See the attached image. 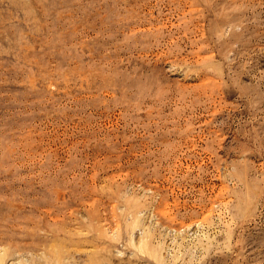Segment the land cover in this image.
<instances>
[{"label":"rangeland","instance_id":"obj_1","mask_svg":"<svg viewBox=\"0 0 264 264\" xmlns=\"http://www.w3.org/2000/svg\"><path fill=\"white\" fill-rule=\"evenodd\" d=\"M0 264H264V0H0Z\"/></svg>","mask_w":264,"mask_h":264}]
</instances>
